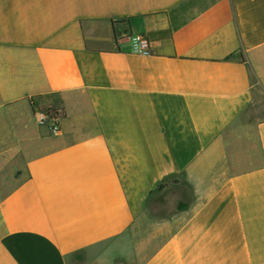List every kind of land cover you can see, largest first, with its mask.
Segmentation results:
<instances>
[{
	"label": "crops",
	"instance_id": "0c3cea01",
	"mask_svg": "<svg viewBox=\"0 0 264 264\" xmlns=\"http://www.w3.org/2000/svg\"><path fill=\"white\" fill-rule=\"evenodd\" d=\"M263 99L264 0H0V264H264Z\"/></svg>",
	"mask_w": 264,
	"mask_h": 264
},
{
	"label": "built area",
	"instance_id": "2783aa9c",
	"mask_svg": "<svg viewBox=\"0 0 264 264\" xmlns=\"http://www.w3.org/2000/svg\"><path fill=\"white\" fill-rule=\"evenodd\" d=\"M132 52L139 55H150L152 53V45L146 36L138 34L131 37ZM34 116L38 123L44 124L49 131L57 134L60 131V111L55 108H40L33 105Z\"/></svg>",
	"mask_w": 264,
	"mask_h": 264
},
{
	"label": "rangeland",
	"instance_id": "374dc122",
	"mask_svg": "<svg viewBox=\"0 0 264 264\" xmlns=\"http://www.w3.org/2000/svg\"><path fill=\"white\" fill-rule=\"evenodd\" d=\"M248 116L257 119L264 117V99L258 105L252 106L247 110Z\"/></svg>",
	"mask_w": 264,
	"mask_h": 264
},
{
	"label": "trees",
	"instance_id": "16d2710c",
	"mask_svg": "<svg viewBox=\"0 0 264 264\" xmlns=\"http://www.w3.org/2000/svg\"><path fill=\"white\" fill-rule=\"evenodd\" d=\"M163 187V184H161L160 186H159V188H162Z\"/></svg>",
	"mask_w": 264,
	"mask_h": 264
}]
</instances>
